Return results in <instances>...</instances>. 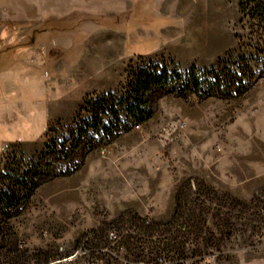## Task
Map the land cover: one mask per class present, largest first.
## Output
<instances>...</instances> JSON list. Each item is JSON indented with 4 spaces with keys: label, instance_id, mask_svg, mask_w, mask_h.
I'll return each instance as SVG.
<instances>
[{
    "label": "rangeland",
    "instance_id": "rangeland-1",
    "mask_svg": "<svg viewBox=\"0 0 264 264\" xmlns=\"http://www.w3.org/2000/svg\"><path fill=\"white\" fill-rule=\"evenodd\" d=\"M95 1L45 24L0 23L4 182L59 174L0 207V264H89L79 243L96 228L99 244L116 228L132 264H264V77L236 98L161 94L139 128L63 159L93 124L85 102L120 90L131 65L207 69L257 55L240 0ZM177 183L186 205L172 219L161 211ZM138 206L150 226L127 213Z\"/></svg>",
    "mask_w": 264,
    "mask_h": 264
},
{
    "label": "trees",
    "instance_id": "trees-1",
    "mask_svg": "<svg viewBox=\"0 0 264 264\" xmlns=\"http://www.w3.org/2000/svg\"><path fill=\"white\" fill-rule=\"evenodd\" d=\"M239 5L243 18L253 27L256 38L253 49L257 55L241 56L237 63L234 60L235 62L228 66L207 69H200L194 64L183 69L175 61L168 63L165 60L131 65L127 71V80L120 90L104 93L85 102L81 109L89 110L87 111L93 116L91 119L93 124L78 130L73 147L71 146L72 150L65 151L63 159L70 160L83 144L86 146L84 152L86 157L98 146L109 145L136 125L146 123L153 117L155 99L161 94H174L184 99L190 95H196L200 99L236 98L244 95L264 77V0H240ZM229 58L233 59V56L230 55ZM47 147L49 148V145ZM82 163L83 160L75 169ZM58 175L41 170L31 177L27 175L22 180L16 178L12 187L0 192V207L14 208L20 201L25 204L42 182ZM5 180V174L0 173V181ZM185 196L182 187H178L172 219L184 214L182 208L186 205L183 202ZM127 213L132 214V219L138 220L142 226H150L151 223H146V219L136 212ZM124 214L119 216L118 223L124 220ZM12 216L13 214L9 212L5 213L6 219ZM98 230L96 228L91 231L94 239L99 238Z\"/></svg>",
    "mask_w": 264,
    "mask_h": 264
},
{
    "label": "crops",
    "instance_id": "crops-1",
    "mask_svg": "<svg viewBox=\"0 0 264 264\" xmlns=\"http://www.w3.org/2000/svg\"><path fill=\"white\" fill-rule=\"evenodd\" d=\"M95 6L97 7L95 0H0V23H13L17 18H28L34 23L45 24L50 18L74 16V14ZM179 185L177 183L169 191L166 204L161 211L167 217L172 216L174 212L176 191ZM134 210L137 214L144 215L143 208L138 206Z\"/></svg>",
    "mask_w": 264,
    "mask_h": 264
},
{
    "label": "built area",
    "instance_id": "built-area-1",
    "mask_svg": "<svg viewBox=\"0 0 264 264\" xmlns=\"http://www.w3.org/2000/svg\"><path fill=\"white\" fill-rule=\"evenodd\" d=\"M141 125H136V128H139ZM3 169V168H2ZM0 173L1 170H0ZM7 185L4 181H0V192L5 190ZM133 222L141 223L138 220ZM132 222V223H133ZM150 221L146 219V223ZM120 223V222H119ZM137 225L135 224V227ZM83 238L82 242L79 243V250H83L86 254L92 256L91 262L89 264H132L133 262L126 258L124 255L125 244L123 241V235H120L117 232L116 228L110 229L107 232V235L103 238L104 241L102 244L95 242L97 239H94V235L91 232ZM96 243V244H95ZM155 264H165L161 259H159Z\"/></svg>",
    "mask_w": 264,
    "mask_h": 264
}]
</instances>
